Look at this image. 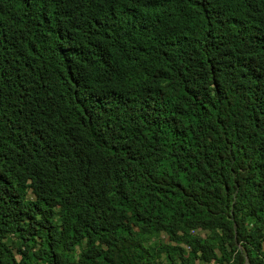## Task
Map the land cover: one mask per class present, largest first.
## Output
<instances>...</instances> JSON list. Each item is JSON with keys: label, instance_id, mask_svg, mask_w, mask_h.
<instances>
[{"label": "trees", "instance_id": "1", "mask_svg": "<svg viewBox=\"0 0 264 264\" xmlns=\"http://www.w3.org/2000/svg\"><path fill=\"white\" fill-rule=\"evenodd\" d=\"M0 264H264V0H0Z\"/></svg>", "mask_w": 264, "mask_h": 264}]
</instances>
